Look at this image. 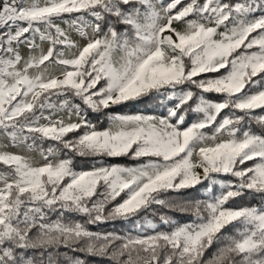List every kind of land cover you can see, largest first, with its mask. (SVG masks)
Masks as SVG:
<instances>
[{"label": "rangeland", "instance_id": "1", "mask_svg": "<svg viewBox=\"0 0 264 264\" xmlns=\"http://www.w3.org/2000/svg\"><path fill=\"white\" fill-rule=\"evenodd\" d=\"M19 2L4 9L10 22L0 31V223L12 188L35 200L75 201L102 180L112 197L125 193L117 210L127 214L155 190L205 177L210 220L184 223L171 241L194 245L206 223L239 217L264 227V208L226 207L228 184L217 182L218 173L244 162L236 173L250 170L248 186L264 188V136L233 126L237 116L227 113L261 108L256 117L264 120V0ZM68 88L91 108L158 91L140 110L101 112L106 124L98 127ZM54 93L57 100L49 99ZM40 97L35 115L22 119ZM68 132L75 134L63 143L78 155L89 149L136 161L93 158L84 169L56 146L37 145ZM214 182L221 190L213 192ZM239 244L250 250L257 243L251 233Z\"/></svg>", "mask_w": 264, "mask_h": 264}, {"label": "trees", "instance_id": "2", "mask_svg": "<svg viewBox=\"0 0 264 264\" xmlns=\"http://www.w3.org/2000/svg\"><path fill=\"white\" fill-rule=\"evenodd\" d=\"M19 3L17 0L15 5L19 6ZM210 74L205 72L195 77L205 78ZM182 85L198 89L192 82L186 81ZM157 91L158 88H149L116 104L91 108L68 88V93L86 108L87 118L98 127L106 124L105 119L98 117L101 112L140 110L142 104L146 105L157 97ZM48 98L57 100L58 97L55 98L54 93ZM40 101H43L41 97L22 119L35 115ZM261 110L227 108V113L237 116L233 126L249 128V131L264 136V120L256 117ZM224 113L226 109L219 112L217 120ZM74 134L68 132L62 138L44 139L37 145L42 148L56 146L63 156L71 157L75 166L79 163L77 167L84 169L96 163L93 158H102L107 163L136 161L129 156L95 154L89 149L84 155H78L75 149L63 143ZM244 164L236 162L231 171L218 173L220 179L217 182L228 184L223 189L227 190L223 204L233 209L264 208V188L248 186L250 170L242 175L236 173ZM217 182L210 185L213 192L221 190ZM208 183V178L204 177L181 188L155 190L147 195L142 206L127 214L117 210L125 193L112 197L107 183L102 180L91 195L75 201L49 200L47 196L35 200L29 192L12 188L7 198L5 218L0 223V264H264V227L254 230L242 217L219 225L206 223L208 231L194 245L169 239L184 223L210 220L204 195ZM149 220L156 222L157 226L149 227ZM251 233L256 246L250 250L241 249L242 238Z\"/></svg>", "mask_w": 264, "mask_h": 264}, {"label": "built area", "instance_id": "3", "mask_svg": "<svg viewBox=\"0 0 264 264\" xmlns=\"http://www.w3.org/2000/svg\"><path fill=\"white\" fill-rule=\"evenodd\" d=\"M17 0H0V29L4 27L5 23L8 21L7 17H4V9L7 5H14Z\"/></svg>", "mask_w": 264, "mask_h": 264}]
</instances>
